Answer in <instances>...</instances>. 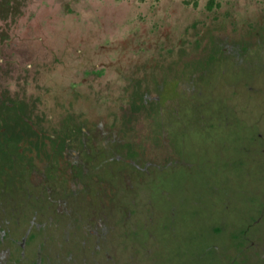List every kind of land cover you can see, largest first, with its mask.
Listing matches in <instances>:
<instances>
[{
  "label": "rangeland",
  "instance_id": "374dc122",
  "mask_svg": "<svg viewBox=\"0 0 264 264\" xmlns=\"http://www.w3.org/2000/svg\"><path fill=\"white\" fill-rule=\"evenodd\" d=\"M39 5L55 11L44 30L56 36L57 43L63 41L62 35L69 39L77 27L87 32L86 45H81L87 69L103 74L99 85H105L103 80L112 83L108 91L114 100L105 110L98 106L101 98L91 93L87 101L84 90L73 103L76 116L103 131L107 159L114 160L111 149L119 139L160 155L167 130L173 145L176 165L163 173L162 165L153 169L156 172L144 176L141 184L132 182L134 187L145 186L144 194L124 197L130 212L132 201L148 200L139 210L143 217L138 227L146 229L143 218L150 217L152 238L143 240L142 230L134 238L140 242L132 243L134 228L127 220L120 245L119 217L110 210L104 264H117L116 253L123 257L118 264H264V0H26L24 10L31 15ZM199 21L208 27L199 26L202 34L196 47H216L213 59L200 55L184 71L175 64L172 71H165L164 50L194 45L193 30H183ZM154 25H169L171 31L162 34ZM160 36L166 42L151 40ZM72 57H65L67 69ZM155 74L156 81L141 78L134 88L138 75ZM62 79L60 72L42 76L37 95L44 109L50 110L56 91L59 102L70 101L73 84ZM76 85L80 88L83 83ZM114 162L106 163L108 171L119 170ZM155 162L154 167L161 163ZM108 181L116 186L115 177ZM128 210H123L124 217ZM251 220L257 222L246 241L227 243L228 235ZM169 224V231L163 228ZM217 228L218 234L213 232ZM133 249L138 255L126 256Z\"/></svg>",
  "mask_w": 264,
  "mask_h": 264
},
{
  "label": "flooded vegetation",
  "instance_id": "af4514ba",
  "mask_svg": "<svg viewBox=\"0 0 264 264\" xmlns=\"http://www.w3.org/2000/svg\"><path fill=\"white\" fill-rule=\"evenodd\" d=\"M184 3L189 4L188 1ZM25 4L26 0H0V264H104L106 255L103 249L107 242L106 225L110 210L115 209L119 217L120 245L127 220L134 228L132 243L140 242L134 239L139 232L144 231L143 240L152 238L148 232L152 222L150 217L143 218L147 221L146 229L138 227V220L143 217L140 216L143 211L139 210L149 204L148 200L146 204L132 201L133 210L130 212L124 197L127 193L144 194L146 187H134L132 182L141 184L144 176L156 172L153 169L162 165L163 173L176 165L171 153L173 145L167 130L160 155L149 149L143 151L128 139H119L120 143L111 149L114 160L107 159L103 131L87 118L73 113L75 97L83 90L87 101L91 93L101 98L102 103L99 101L98 106L102 110L114 100L108 91L112 83L103 80L101 82L105 85H99L98 80L103 74L87 69L86 54L81 49V45H86L87 32L81 33L77 27L69 39L62 35L60 41H63L57 43V37L44 30L55 18L51 6L43 10L39 5L30 15L24 10ZM191 4L196 6V2ZM208 11L212 12L211 9ZM199 26L208 27L206 22L199 21L183 30L186 33H189L188 28L193 30L194 45H176L173 51L170 47L164 50L165 71H172L174 64L184 71L187 64L191 62L193 65L200 55L210 61L217 48H197L198 35L202 34ZM152 28L161 30L162 34L171 31L169 25H154ZM186 37L183 32L180 41L184 43ZM159 38L165 39L160 36L151 40L160 42ZM70 54L73 64L67 69L64 61ZM100 65L104 67V64ZM155 67L152 64V68ZM55 72L63 75L64 82H72L70 101L66 104L59 102V92L56 91L51 96L50 110L44 109L42 97L40 99L37 95L42 87V76ZM80 72L82 75L79 76ZM160 76L163 81L164 77ZM137 77L133 81L134 88L140 86L144 80L141 78L157 80L156 74ZM120 78L124 79L122 75ZM126 82L130 84L128 80ZM79 83H83L80 88L76 85ZM90 107L88 104L87 108ZM47 112H50L48 116ZM158 159L161 163L154 167ZM108 162L117 163L119 170L108 171ZM108 173H111L109 178ZM112 177L116 179V186L108 181ZM123 210H128V217H124ZM168 215L170 219V213ZM256 222L252 221L228 235L227 243L246 241L252 224ZM163 228L169 231L170 224ZM220 231L217 228L213 232L218 234ZM115 255L117 264L121 263L123 257ZM136 255L138 250L133 249L126 256Z\"/></svg>",
  "mask_w": 264,
  "mask_h": 264
},
{
  "label": "trees",
  "instance_id": "16d2710c",
  "mask_svg": "<svg viewBox=\"0 0 264 264\" xmlns=\"http://www.w3.org/2000/svg\"><path fill=\"white\" fill-rule=\"evenodd\" d=\"M211 7H212V2L209 3V5H208V9H211Z\"/></svg>",
  "mask_w": 264,
  "mask_h": 264
}]
</instances>
